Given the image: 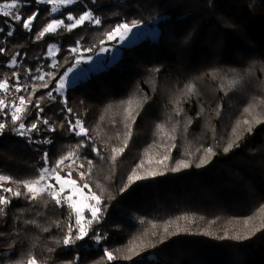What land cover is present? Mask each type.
<instances>
[{
  "label": "trees",
  "instance_id": "trees-1",
  "mask_svg": "<svg viewBox=\"0 0 264 264\" xmlns=\"http://www.w3.org/2000/svg\"><path fill=\"white\" fill-rule=\"evenodd\" d=\"M21 3L23 16L39 13L31 32L23 20L0 15V81L8 79L13 88L0 93L9 105L0 111V123L7 125L0 135V175L34 179L39 169L55 167L74 151L75 163L68 168L66 161L60 174L72 171L78 178L85 172L78 183H88L100 196L102 216L83 240L57 244L67 230V209L47 196L45 207L42 200L25 201L0 188L11 201L0 216V264H27L31 256L39 264H264V0H78L59 15L37 0ZM84 11L101 24L86 22L71 32L61 28L35 38L51 19ZM133 20H162L158 39L127 48L110 67L64 95L55 91L77 64L72 48L94 56L108 44L106 32ZM53 44L54 63L48 51ZM12 59L15 67L9 66ZM13 73L25 91H14ZM45 73L51 75L44 81L34 79ZM190 85L194 92H188ZM21 95L23 122L27 127L35 121L40 129L30 136L12 131L11 104ZM77 118L89 129L88 137L68 130V121ZM125 140L124 152L114 154ZM229 143L233 146L225 152ZM165 155L169 159L159 164ZM180 161L189 167L172 171ZM133 170L163 174L129 185ZM104 249L116 259L106 260Z\"/></svg>",
  "mask_w": 264,
  "mask_h": 264
},
{
  "label": "snow or ice",
  "instance_id": "snow-or-ice-1",
  "mask_svg": "<svg viewBox=\"0 0 264 264\" xmlns=\"http://www.w3.org/2000/svg\"><path fill=\"white\" fill-rule=\"evenodd\" d=\"M78 0H37V3L40 4H47L51 5V13H58L62 7H66L69 5L76 4ZM23 7V4L21 3V0H4L3 3H0V15L4 17L11 18L16 23H20L21 20H23V28L29 32L32 31V25L33 21L37 19L38 12H33L30 15L23 16L21 14L20 9ZM68 21V23L65 22ZM85 22L88 23H94L95 25L101 24V19L99 17L94 16L93 12L91 11H84L81 15L75 16L71 13H68L64 19H51L50 22L46 24L39 32L36 34V39L39 40L42 37L45 36V34H56L57 31L61 28L64 30L71 32L73 29L77 27H81L85 24ZM140 27V23L136 20H133L131 22L126 23H119L116 24L111 31L106 32L105 35L108 37V39H113L115 37H119L120 42H123L126 40L130 33L133 32V29H137ZM0 32H4V28H0ZM13 30H8L7 36H12ZM79 41H77V44L79 45ZM56 48V45L53 44L49 47L48 51L51 53L53 49ZM3 49H0V52H3ZM71 51L73 53L77 52V48H72ZM16 60L12 59L10 63V67L16 66ZM77 64L80 63L79 60L76 61ZM55 67V65H53ZM37 72H40V69H36ZM45 75H51V73H45L39 76L34 77V79L39 81H44ZM13 76L16 77V85L14 88V91L17 93H20L22 91H25L26 88H22L20 85L19 77L16 73H13ZM66 77L62 78L59 81V86L55 89L58 93L63 95V89L65 87ZM235 83V82H233ZM44 87H47V83L43 85ZM13 88L9 84L8 79H4L3 81H0V93H4L5 95L8 94L10 91H12ZM195 88L194 86L188 87V92H194ZM49 98H53L51 96V93L48 94ZM65 105L67 106V100L64 101ZM133 101L129 100L128 104L131 105ZM9 105L5 102V99L0 98V111H3L4 109H7ZM35 108L38 109L40 112H43V109L40 107L39 103L35 104ZM11 121L12 124L15 125V127L12 128V131L16 132L18 135L21 136H30L33 131H40L38 128L37 122H32L30 126L25 125L23 122L22 113L26 111V98L25 96L21 95L18 98V103L13 100L11 104ZM246 111H248L246 109ZM67 112L69 114H72L73 110L68 107ZM129 117H131V109L128 111ZM134 122V121H133ZM42 123L44 125H49L48 119H43ZM190 123V121H189ZM245 124H248L249 121L245 120ZM69 128L68 130L72 133H74L75 136H84L88 137L89 135V129L84 126V122L77 118L74 121L69 120L68 121ZM7 125L4 123H0V135H2L6 129ZM60 127H63L61 125ZM239 127V125H237ZM159 131L164 132V126L159 125L158 126ZM49 131H55L56 129L52 126H49L47 129ZM248 131H251V127L248 128ZM166 134V133H165ZM128 137H131V131L127 133ZM41 143H52L51 140H44L40 141ZM87 147V145H83ZM232 143H229L227 147L224 148L225 152H228L232 148ZM127 147V140L124 141V146L121 148H113L112 152L115 153H123L124 149ZM172 147H175L173 145ZM92 151L96 153L97 156L100 155V152L96 148H92ZM208 153H212V149H207ZM76 155L74 151L68 152L66 155L60 157L55 167L48 168L43 167L38 170V176L34 179H26V180H18L15 181L18 185H21L24 189H26L28 195V199L31 201H43L44 206L47 207L48 200L43 199L45 196L51 199V201H54V204L57 208H65L68 210L67 212V218L68 222L66 224V233L61 240H57L56 243L60 244L63 243L65 246H70L76 243L78 240H83L85 236H88L89 230L91 229L92 225L94 223H99L102 213H101V205L103 201L101 200L100 196L92 190V188L89 186L88 183H84L83 185H80L78 183V180H85L86 174L83 171L78 172V178H73L72 171H68L65 173V175H61L60 171L61 166L65 165L66 161H70L66 166L68 168H71L72 163H75V160L73 157ZM42 159L45 161V163H48V153L45 152ZM113 161H115L116 156L113 155L112 157ZM169 157L165 155L161 160L158 161L159 164H163L165 161H167ZM206 159L201 160L200 164L197 166H202ZM88 164L92 165V161L88 160ZM84 165L81 164L80 168H83ZM138 167H143V163L139 165ZM181 167L187 168L189 167L188 162L186 161H180L175 168H172V171H179ZM163 174L161 171H146L143 175L138 174L135 170L131 173V175L128 176V184L146 179L148 177H155L156 175ZM87 175H91V168H89ZM12 177L0 175V181H12ZM55 181V183H50V181ZM58 186V187H57ZM85 189L88 191L85 192ZM4 193H11L14 197H21L23 193H21L19 190L13 191L11 188H5L3 189ZM11 201L5 196L0 195V216L6 215V208L10 205ZM85 210L90 212V218H86L84 215ZM74 217V221H73ZM27 223L35 224L36 221L29 220ZM56 226L60 227V223L57 221ZM49 229L45 228L44 231L47 232ZM167 231V229H165ZM93 236L97 242L100 241L101 237L99 235H96L95 232H93ZM247 239L248 237H243ZM236 239H241V237L237 236ZM49 251H52V249H49ZM104 255L106 260L112 261L116 259V256L114 253L108 249H104ZM127 259H130L131 257H125ZM27 264H39L38 258L36 256H31Z\"/></svg>",
  "mask_w": 264,
  "mask_h": 264
},
{
  "label": "rangeland",
  "instance_id": "rangeland-1",
  "mask_svg": "<svg viewBox=\"0 0 264 264\" xmlns=\"http://www.w3.org/2000/svg\"><path fill=\"white\" fill-rule=\"evenodd\" d=\"M63 8L64 7H62L58 13L53 14L59 15ZM161 23L162 20H157L151 23L140 22V27L137 29H133V32L129 34L126 40L120 42L118 36L113 39H108V44H106L94 56H86L83 50L78 49L77 60H79L80 63L69 69L68 72L63 76V78H67L65 87L63 89V95L71 86L88 79L92 73L105 70L106 68L110 67L116 60H118L122 56L123 52L127 48L136 45L143 40H157L160 34ZM91 24L95 25L94 23ZM57 54V47L53 49L51 53H49V56L53 60V63L56 62L55 57ZM15 181L16 180L13 179L12 181H0V188H11L13 189V191L19 190L21 193H23V195L19 198L25 201H29L30 199L27 198L29 194L27 193L26 189H24L21 185L15 183ZM50 183H55V181H50ZM87 191L88 190L85 189V192ZM84 215L86 218H90V212H88L87 210H85Z\"/></svg>",
  "mask_w": 264,
  "mask_h": 264
}]
</instances>
